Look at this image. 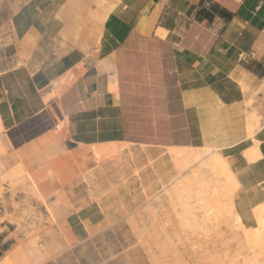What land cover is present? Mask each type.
<instances>
[{"label":"crops","instance_id":"0c3cea01","mask_svg":"<svg viewBox=\"0 0 264 264\" xmlns=\"http://www.w3.org/2000/svg\"><path fill=\"white\" fill-rule=\"evenodd\" d=\"M175 135L223 155L236 214L255 225L264 0H0V145L49 192L72 188L87 147L130 144L145 163Z\"/></svg>","mask_w":264,"mask_h":264},{"label":"rangeland","instance_id":"374dc122","mask_svg":"<svg viewBox=\"0 0 264 264\" xmlns=\"http://www.w3.org/2000/svg\"><path fill=\"white\" fill-rule=\"evenodd\" d=\"M260 122L259 116L257 127ZM181 138L175 135L171 140L176 145L161 147L158 159L145 163L136 159L130 144L116 151L87 147L72 188L53 192L31 176L22 155L0 145V264H53L59 258L63 264H264L254 231L264 214H257L255 225L235 219L237 182L232 173H214L221 179L214 186L233 190L231 204L212 200L206 218L193 208L197 191L208 190L206 173L198 164L178 169L169 150L223 155L191 149ZM143 165L149 170L143 171ZM89 218L100 221L94 226L84 221L83 229L79 219ZM73 233L88 237L79 241Z\"/></svg>","mask_w":264,"mask_h":264},{"label":"bare ground","instance_id":"6f19581e","mask_svg":"<svg viewBox=\"0 0 264 264\" xmlns=\"http://www.w3.org/2000/svg\"><path fill=\"white\" fill-rule=\"evenodd\" d=\"M253 116V115H252ZM255 118V117H254ZM253 120V119H252ZM254 124V122H253ZM251 126V125H250ZM252 129V128H251ZM252 132V131H251ZM119 146V145H118ZM118 146H111V150L112 151H116V149L118 148ZM121 146V145H120ZM170 153L175 157L174 160L177 161V164H178V169L180 168H187V169H190L194 164H198L196 166H199L202 171L205 174V178L206 180L204 181V183L206 182L205 184V188L207 187L208 190H203L201 189L202 187L199 186L197 188H200L198 190L200 191H197L196 195H195V198L193 199V202H195L196 204L193 205V208L195 210L198 211V214L199 216H201L202 218H206L209 211L213 210L211 209V203H212V200H217V201H221L222 200H230L232 198L231 196V193L233 190H231L229 188V186H225L227 188H223L221 187H217V186H214V183L215 184H219L220 180L219 181L217 179H215L214 177H216V175L214 174L215 171H223L224 173L228 174L229 176H232V174L230 173V170H229V167L227 165V163L225 162V160L223 159L222 156H220L219 154H215V155H212V156H207L206 153L203 154L202 152H193V151H187L186 149H171L170 150ZM169 154V155H171ZM210 154V153H209ZM208 154V155H209ZM171 157V156H170ZM172 158V157H171ZM174 162V161H173ZM172 162V163H173ZM177 167V165L175 166ZM198 167V168H199ZM195 168V166H194ZM183 170H180L178 172H182ZM197 171V170H196ZM199 171V170H198ZM201 171V170H200ZM203 173V174H204ZM192 174V173H191ZM196 174V173H194ZM202 174V173H201ZM215 175V176H213ZM195 176V175H193ZM192 176V177H193ZM199 176V175H197ZM28 179L30 180L29 178V175H28ZM187 179V178H186ZM203 181V180H202ZM183 184V183H182ZM227 184V183H225ZM30 185L32 187V190L33 192L36 194V195H39L36 187L34 186L33 183H31V180H30ZM228 185V184H227ZM238 186V185H237ZM236 186V187H237ZM196 190V189H195ZM192 197V195H191ZM232 203V201H230ZM229 201H228V204H231ZM191 208V207H190ZM192 208V210H193ZM197 208V209H196ZM213 208V207H212ZM194 210V211H195ZM217 212V211H216ZM211 213V212H210ZM218 213V212H217ZM233 215V214H232ZM198 216V215H197ZM235 216V219H239L240 217L238 216V214H234ZM169 221V220H168ZM157 223V222H156ZM259 228V227H258ZM255 229L254 231L256 232V238H257V241L255 243L256 247H257V251H258V254H261V256L263 257V253H264V229ZM206 236V235H205ZM209 239V238H208ZM142 242V241H140ZM255 256V255H254ZM225 257V256H224ZM264 258V257H263ZM263 260V259H262ZM212 261V260H211ZM254 262V261H253ZM264 262V261H263ZM165 263V262H164ZM142 264V263H141Z\"/></svg>","mask_w":264,"mask_h":264},{"label":"trees","instance_id":"16d2710c","mask_svg":"<svg viewBox=\"0 0 264 264\" xmlns=\"http://www.w3.org/2000/svg\"><path fill=\"white\" fill-rule=\"evenodd\" d=\"M211 9L214 10V11H218L220 14H225L226 13L224 10L218 9L217 7H214V6ZM202 12H203V14L208 15L204 10Z\"/></svg>","mask_w":264,"mask_h":264}]
</instances>
